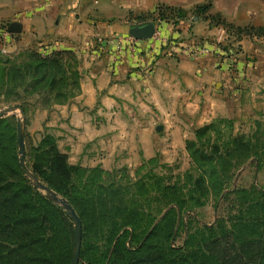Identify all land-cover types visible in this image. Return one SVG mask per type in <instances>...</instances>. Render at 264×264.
Masks as SVG:
<instances>
[{"label":"crops","instance_id":"0c3cea01","mask_svg":"<svg viewBox=\"0 0 264 264\" xmlns=\"http://www.w3.org/2000/svg\"><path fill=\"white\" fill-rule=\"evenodd\" d=\"M203 2L209 5L204 18L192 24L205 29L201 34L227 25L264 26V0H0V38L18 48L77 56L78 93L49 118L57 120V141L70 164L135 167L155 155L172 157L195 128L215 119H232L235 131L264 121V36L225 31L210 38L236 45L233 57L207 35L202 44L210 52L188 55L181 41L164 54L149 46L151 39L127 37L118 25L157 6L187 10ZM12 23L19 32L9 31ZM167 23L162 29L172 38L185 36L184 24ZM246 165L252 171L241 169L235 188L264 189V166Z\"/></svg>","mask_w":264,"mask_h":264},{"label":"trees","instance_id":"16d2710c","mask_svg":"<svg viewBox=\"0 0 264 264\" xmlns=\"http://www.w3.org/2000/svg\"><path fill=\"white\" fill-rule=\"evenodd\" d=\"M208 6L197 5L195 11L204 14ZM156 12L159 19L172 26L179 23L176 18H182L181 12L184 13L181 9L163 6ZM244 29L264 36V26L238 28L240 32ZM64 55L75 58L70 50L46 55L30 51L28 56L34 60L4 67L3 71L11 72L10 81L26 82L29 90L24 92L44 87L45 81L53 88L54 79H46L44 73L40 77L35 74L42 69L47 73L50 64L57 62L53 58ZM217 121L227 122L231 127L227 141L222 147L214 143L204 149L201 138L214 130ZM1 122L0 264H71L74 235L71 220L24 176L16 155L15 125L10 127ZM253 124L255 130L250 135L235 131L233 120L228 118H218L195 128L194 138L185 141V149L198 175L193 177L191 172H186L185 186H182L178 181L170 182L164 176L153 174L156 190L160 192L154 199L145 197L152 189L144 181L148 175H139L148 160H143L135 171V177L139 175L132 183L136 194L129 199L120 185L97 184L93 189H81L69 181V174L82 167L71 168L66 153L55 145L48 147L53 138L47 134L31 152L27 167L43 184L64 197L79 216L83 233L78 264H264V189L254 184L249 188L234 187L237 214L209 225L198 223L194 230L187 228L183 244L177 247L172 244L182 215L191 212L188 202L192 201L194 207L203 206L206 195L221 193L232 184L234 170L249 161L257 169L264 166V152L259 151L264 148V140L257 137L264 121L255 120ZM260 134L264 138V130ZM98 168L95 166L93 171ZM125 178L130 177L126 174ZM187 184L192 185L188 199L183 194ZM195 193L199 197L195 198ZM151 200L160 205L152 209ZM128 242L134 245L128 246Z\"/></svg>","mask_w":264,"mask_h":264},{"label":"rangeland","instance_id":"374dc122","mask_svg":"<svg viewBox=\"0 0 264 264\" xmlns=\"http://www.w3.org/2000/svg\"><path fill=\"white\" fill-rule=\"evenodd\" d=\"M207 5V2H203L200 4L193 5L190 9L184 10L181 9L184 13L181 12L182 18L177 17L176 19L179 21L180 24H184L185 30H187L186 34L182 39L178 38H172L170 34L167 33V29H162L161 31L163 33V36H165L164 39L166 40V45L161 46L156 42V39L150 40L149 46H156L159 45L160 52L164 54H168L170 47L177 46L176 42L185 41V44L182 46L184 50L189 49H195L196 47H203L205 44H202V41L204 36L208 37L207 41L212 42L214 44H217L218 46H221V48H226V45H232L231 41H228L226 38L222 40H214L210 38H216V36L223 34L225 31L234 34H242V35H254V33L251 30L244 29V31H239L238 28H246L245 27H233L228 28L223 31V29H216L213 30V32L210 34H201L205 29L202 26H199L198 28L192 27V24L199 20L201 16V20L204 18L203 14H197L195 11V7L197 5ZM160 6H157L155 10L151 12L136 14V15H129L127 17L128 22L124 24L119 23L121 27L127 28L130 25H141L146 22H153L157 21L158 18V12L157 9ZM164 7V6H163ZM176 8L177 7H173ZM213 22L216 24L219 22L217 19V16H213ZM164 22V21H163ZM177 23L176 25H178ZM169 26H172V24L169 22L167 23ZM175 25V26H176ZM172 26V27H175ZM168 28V26H167ZM124 29V28H123ZM122 29V30H123ZM181 31V30H179ZM116 32V31H115ZM190 32V33H188ZM250 32V33H249ZM196 33V36L193 34ZM123 34V33H122ZM126 35V34H125ZM129 37L130 35H126ZM192 39V41H191ZM98 40V39H96ZM190 40V41H189ZM218 42V43H217ZM223 43V44H222ZM222 44V45H221ZM234 46V45H232ZM206 47V46H205ZM217 48V46L215 45ZM237 48L235 45L233 49ZM30 51L37 52L41 55H46L45 53L39 52L36 49L25 47V48H18L15 45H13L11 42H6L2 37L0 38V111L9 107V106H18L19 108L13 110L12 112H7L3 114L0 117V120L2 121L1 124H7L10 127H14L16 129V155L18 158V163L20 165L19 161V144H18V127L21 131V139L23 141L24 146V163L27 168V173L33 175L31 173V170L27 167V163L30 162L31 158V152L33 149L41 142V139L44 137L45 134L50 135L52 139V144H49L48 147L51 145L57 146L58 150L65 154L64 150L59 147V143L57 141V130L56 129V123L57 120H53V122L49 121L50 114L58 110V106L67 104L73 100V98L78 93V87H79V80H80V72H79V61L77 59V56L74 54L75 58H71L70 56H56L55 59L57 62L50 64V67L48 68L47 73L44 72L42 69L41 73L35 74L36 77H40L43 73L46 75V79H54L55 85L53 88L49 87L47 85V82H43L44 87H39L37 89H34L33 92H24L25 89L29 90V86L26 82H20L19 81H10V74L11 72L8 71L5 73L3 71V68L10 67V66H18L22 64H26L29 61H32L34 59L30 58L28 56ZM187 52V51H186ZM49 54V53H48ZM187 54V53H186ZM75 74H77V79ZM3 77V79H2ZM30 78V77H29ZM31 79V78H30ZM47 80V81H48ZM30 81V80H28ZM77 81H78V87H77ZM18 95L19 97L15 96ZM22 104V106H21ZM262 121V120H261ZM51 123V124H49ZM214 130L208 132L206 135L202 136L201 142L204 149H209L210 145L217 144L220 147L223 146V143L227 141V136L229 132L232 130L231 127H229L227 122H215L214 123ZM235 129V127H233ZM255 130L254 124L251 126L245 125L244 127H239V132L245 133L246 135H250ZM264 130V126L261 125L260 127V133ZM258 133V138L261 140H264L262 135ZM255 141V138H254ZM259 151L264 152V148L260 149ZM143 160H148L144 163L142 168H140L139 175H148L147 178H145L144 181H146L148 185V188L151 191L145 196L147 199H154V197L159 196L160 192L156 190L157 185L154 181L155 177H153V174L164 176L167 178L168 181L174 182L178 181L179 185L185 186L183 183V175L186 172H191L194 175H198L199 171H197L190 163V159L188 156V153L186 149L183 150H176L174 152V155L172 157H160L158 155L153 156L149 159H142V161L136 165L135 167L127 168L124 164L118 163L110 170H102L100 168L95 169L93 171V168L95 166L89 167V166H82L80 164H69L71 168L81 166V170L73 171L71 174H69V181L74 183L76 186H79L81 189H93L95 185L97 184H103V185H120L125 188L124 194L126 195L127 199H129L134 193L136 194L135 187L133 186V181L135 180V171L136 169L142 164ZM250 166L242 165L241 169L246 170L248 173L252 171V168H249ZM21 168V165H20ZM244 168V169H243ZM234 170V173L239 176L240 170ZM23 171L24 176L31 182V185L33 188H35L38 192L42 193L45 197H47L49 200H51L54 204L61 207L68 215V217L71 220V223L73 225V231H74V223L71 217L69 216L68 212L62 207L60 203L54 202L51 197L50 193L54 192L58 198L66 199L62 197L61 195L57 194L55 191L50 189L46 184H43L35 175L38 184L46 186L49 191H45L41 188H38L35 186L34 181L29 177V175L21 168ZM128 175L130 178L126 179L125 175ZM235 178V177H234ZM237 178V177H236ZM234 180V179H233ZM241 184H246V181H241ZM235 185L232 181V184L228 187L224 188L221 193L213 194L209 193L202 199L203 206L200 207H194L192 206V201L188 202V207L191 208V212H185L182 215V220L178 224L176 235L174 239L172 240V244L174 246H181L183 244V241L185 239L187 228L194 230L196 227L199 226L198 223H205V224H213L216 222H219L221 220L228 219L231 215L237 214L238 207H236V195L232 193ZM192 189L191 184H187V187H184L183 194L186 199H188V193ZM195 198L199 197L196 193L193 194ZM223 198V199H222ZM141 200V198H140ZM67 202V201H66ZM141 202L144 205H147L145 201L141 200ZM149 204L151 205L152 209H155V207H158L160 204L156 201H149ZM72 208V207H71ZM73 209V208H72ZM74 210V209H73ZM76 213V212H75ZM77 214V213H76ZM155 212H152V215H154ZM78 216V215H77ZM79 217V216H78ZM80 219V218H79ZM81 222V220H80ZM82 223H81V241H80V247L79 252L82 244ZM74 236L75 231L73 235V242H74ZM93 243V238L91 239ZM128 246L134 245V243H127ZM73 248V244H72ZM72 253V250H71ZM79 262V260H78ZM72 264V259H71Z\"/></svg>","mask_w":264,"mask_h":264},{"label":"water","instance_id":"95a60500","mask_svg":"<svg viewBox=\"0 0 264 264\" xmlns=\"http://www.w3.org/2000/svg\"><path fill=\"white\" fill-rule=\"evenodd\" d=\"M155 29V24L151 21L146 22L141 25H130L127 28H124L122 30L123 33L130 35L134 39H139V40H147L151 38L153 35ZM9 31L11 33H17L20 31L19 25L16 23H12L10 25ZM19 108L18 106H9L3 110L0 111V117L7 113V112H12L13 110ZM18 144H19V161L21 168L27 173V168L24 163V146H23V141L21 139V131L20 128L18 127ZM29 177L34 181L35 186L38 188H41L45 191H49V189L46 186L38 184V180L35 176L27 173ZM50 197L54 202L60 203L62 207L68 212L69 216L73 220L74 223V231H75V236H74V242H73V248H72V264H78L79 260V247H80V241H81V222L75 211L71 208V206L61 198H58L57 195L54 192L50 193Z\"/></svg>","mask_w":264,"mask_h":264},{"label":"built area","instance_id":"2783aa9c","mask_svg":"<svg viewBox=\"0 0 264 264\" xmlns=\"http://www.w3.org/2000/svg\"><path fill=\"white\" fill-rule=\"evenodd\" d=\"M165 22V21H164ZM153 23L155 24V29L153 32V35L151 36V40L156 39V42L161 45V46H165L166 45V40L164 39L165 36H163V33L161 31V26L163 23V20L161 19H157V21H153ZM234 46L232 45H226V48H221L220 50L223 51L222 54H226L228 56H234V54L236 53V49H233ZM195 52H210V50L208 49V47H196L195 49H188L187 54L193 56ZM233 62V61H232Z\"/></svg>","mask_w":264,"mask_h":264}]
</instances>
